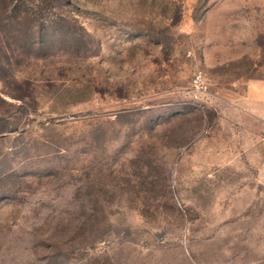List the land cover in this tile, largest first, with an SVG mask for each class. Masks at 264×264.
<instances>
[{"label": "rangeland", "instance_id": "1", "mask_svg": "<svg viewBox=\"0 0 264 264\" xmlns=\"http://www.w3.org/2000/svg\"><path fill=\"white\" fill-rule=\"evenodd\" d=\"M0 264H264V0H0Z\"/></svg>", "mask_w": 264, "mask_h": 264}, {"label": "built area", "instance_id": "2", "mask_svg": "<svg viewBox=\"0 0 264 264\" xmlns=\"http://www.w3.org/2000/svg\"><path fill=\"white\" fill-rule=\"evenodd\" d=\"M194 81H197L196 79Z\"/></svg>", "mask_w": 264, "mask_h": 264}]
</instances>
